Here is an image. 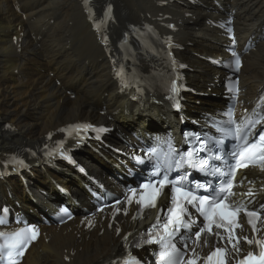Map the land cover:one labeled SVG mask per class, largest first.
I'll return each mask as SVG.
<instances>
[{"label":"bare ground","instance_id":"1","mask_svg":"<svg viewBox=\"0 0 264 264\" xmlns=\"http://www.w3.org/2000/svg\"><path fill=\"white\" fill-rule=\"evenodd\" d=\"M44 1L46 0H26L24 3L25 5L20 7V9L23 12H28L29 16L37 13V18L40 23L46 27L49 22H47L45 18L53 14V10L56 9L58 5V0H47L46 3ZM113 1L116 3V22L111 29H113L112 39L115 43L118 42L122 31L129 30L132 22H135V24L153 23L165 30L163 24L174 21L179 27V30L175 33L178 41L184 46L189 42H195L194 47L187 46L185 50L178 52L181 58H188L191 66L195 67L194 72L188 73L189 76L195 78L197 75L205 74V68L201 67L198 59L193 54L190 55L188 50L193 49L198 52L201 51L202 53L204 50L209 49V47L205 49L203 43L199 41V32L202 30H212L207 29V26L200 20V16L206 12L205 10L196 7H185L176 3L166 8L159 9L157 6L158 0ZM220 1L222 5L227 4L237 8L238 12L236 14L237 20L235 21V29L239 38L245 39L255 24L251 22V20L257 8L260 7V5H258L260 0ZM37 2L40 3L39 8H37ZM15 5L16 2L12 4V8H14ZM209 6H211L210 3ZM41 7L44 9H41ZM12 8L8 0H0V72H2L0 78L4 77L5 73L14 66L15 68L18 67V69H21L25 64H29L28 62L24 63L21 62L22 60H19L22 59V55L19 58L18 53L14 50L15 47L10 42V32L7 34L8 31L15 34H19L23 31V36L28 34V30H26L28 22L20 19V15L16 10L13 11ZM187 11L194 12L196 15L195 18H186L185 14ZM166 15H171L172 19L168 20L164 18ZM69 19L72 21L70 25L72 30H67V32L70 36L74 37L75 42L78 44V47L77 44L74 46L71 45V50L74 49L72 56L68 53H64V49H61L63 43H59L60 41L57 42V40L61 38V35H55V38L51 40L50 44L48 40H45L44 44L46 49L49 47L52 48V45L56 43L59 45L55 48L56 51L51 63H56V68H60L66 61L71 62L69 63V65H71L69 68L71 71V78L67 81L68 85L84 87L86 90L81 89L80 91L83 92V94H80L71 101L63 99V95L65 94L61 88L47 92L48 95L51 94V97L56 98V102L50 107L48 113L40 118L32 112L31 107H34V104L28 106L24 102L19 101V99L14 100L10 98L6 100L10 94L0 90V155L16 143H34L38 138L44 141L43 135L46 132L54 130L65 122H70L79 118L92 120L99 117L94 111L93 106L99 101L104 102V99H96L93 93L98 88L104 90V88H106L105 85L108 86L114 81L105 68L108 60L105 58L102 45L99 44L97 36L92 30V26L87 20L86 14L81 15L80 8H77V10H74L70 14ZM214 36L216 39H211L210 44L219 38L216 34H214ZM2 56H5L4 60L1 59ZM86 61L95 62L94 64L100 63L98 67L93 68L92 73L89 75L91 79H84L82 77L84 71L81 65ZM25 69H28V67L25 66ZM101 69L104 72L97 73ZM263 74L264 43L260 44L259 49L245 62L242 82L246 87V95L252 94L255 91ZM9 80L7 83H9ZM208 81L212 82L213 80L210 78ZM197 87L202 91H204L205 88H209L208 85L203 84H198ZM113 88L116 90L115 82L113 83ZM114 90L112 89L110 93L111 99L116 96ZM110 98H108V100H110ZM123 100L127 101L126 98L117 96L113 102H122ZM157 109H159L158 106L152 105V111H157ZM148 113L149 111L145 114H137L135 123L132 122L130 125H134V127L138 128V131H145ZM2 114L19 129H4L2 124L5 122L6 118H4ZM24 116L31 118L30 121L23 118ZM39 142L40 141H37L36 143ZM102 228L104 232L100 236L98 235L100 230L99 227L93 231L83 230L78 226V220L72 221L61 227L44 228L38 241L32 244L28 249L21 264H98L103 259H107L119 250V239L115 238L114 231L111 232L105 224Z\"/></svg>","mask_w":264,"mask_h":264},{"label":"snow or ice","instance_id":"2","mask_svg":"<svg viewBox=\"0 0 264 264\" xmlns=\"http://www.w3.org/2000/svg\"><path fill=\"white\" fill-rule=\"evenodd\" d=\"M87 3V0H85ZM111 9H109L110 14ZM170 27H172L170 25ZM231 32V29H228ZM233 43L235 41L233 40ZM235 58V70L239 71L241 66V59L239 55L233 53ZM118 75H120L118 73ZM172 91H178L176 87V82H172ZM176 107H179L177 104ZM229 115H231L229 113ZM230 123H235V121L230 120ZM264 122V117L258 120H246L243 125H237L234 133H225L224 129H220L219 131L225 134H232L236 137L237 140L243 142V148L238 144L236 145L237 151L230 153L229 155L232 157L234 164L231 166V171L229 173L230 176L234 177L236 170L239 168L249 167L250 164L245 161H249L251 163L259 162L264 169V131H261L258 135L255 132L256 125ZM79 128L80 126H76ZM100 131H104L101 129ZM202 146L206 145V140L201 139L199 141ZM153 154H155L156 149L151 150ZM200 151L192 150L186 151L183 154L177 153L179 156L178 159L173 158L171 163H165L163 166L157 164L154 167L153 175L161 177L158 180L152 181L150 183L141 184V189H151V191L147 194L141 195V199L137 200V204L142 207H156V200L161 195L162 189L165 186H171L172 193V201L175 205L173 208H169L170 215L167 217L166 222L163 224V235L159 236V239H156L154 235H152V229L149 230L147 238L142 240V243H158L160 246V250L157 253V259L159 264H198L195 249H192L193 255L185 259V256L181 253V250L176 247L174 243H171V239L176 236V233L181 229L188 230L192 227V223H188L185 221V216L189 215L187 208L183 207L180 201H184L187 205L195 207L197 211L200 212L204 217V226L200 227L198 231L195 232V240L199 241L202 237V234L207 232L209 235H216L219 237V232H214L215 229L223 228L225 232L228 233L227 237H220L224 239L226 243L232 245V249L234 251H239L238 245L240 241V237H234L233 232L236 228H240L241 226L238 223L237 217L240 213V209L236 208L232 204H228L225 201L229 199V196L235 195L232 191L234 185L232 182H229L225 188H221L217 192V196L213 198L211 195H197L195 189L204 188L205 185L200 184L199 182H193V188H185L181 185V182L186 180V176L177 175L174 179H169L168 172L175 168L176 170H180L182 168L192 167L194 169H199L201 172L208 171L210 167L211 161H222L225 159L223 155H215L210 158H201L196 159V153ZM142 162V161H141ZM20 163H23L22 161ZM214 173H219L220 169H213ZM242 183V182H241ZM156 185H159L157 188ZM133 194L136 193V189L131 190ZM227 193V195H224ZM246 195L251 196L252 190L246 193ZM132 197H129V201H131ZM262 210H264V206H262ZM244 214L249 218L248 224L252 226L253 231H258L256 224L253 223L252 218L256 217L260 219V213L252 210L249 211L247 209L244 210ZM159 216L157 217V224H154L152 227L155 229L159 224ZM6 221L3 217H0V225L5 224ZM91 223V222H89ZM24 230H21L23 232ZM119 232V229H117ZM4 234L0 233V237ZM12 240L11 243L7 245V249L9 251V264H16V260L13 259L11 254V249H16V255L22 256L24 253L22 249L27 246L28 237L21 236L19 233H13L10 237ZM31 239H36V232H33ZM127 241V237H125ZM243 240L249 245H259L262 250L260 251L258 256H255L252 252H249L246 257H243L239 264H264V240H252L247 236L243 237ZM207 244V241H204ZM141 243H137L136 247H140ZM187 248V245H184ZM215 257L214 264H227L225 258V249L223 247H217L215 250L208 256V261H213ZM119 264V262H118ZM122 264H139L135 257L129 256L127 259L122 261Z\"/></svg>","mask_w":264,"mask_h":264},{"label":"rangeland","instance_id":"3","mask_svg":"<svg viewBox=\"0 0 264 264\" xmlns=\"http://www.w3.org/2000/svg\"><path fill=\"white\" fill-rule=\"evenodd\" d=\"M60 2V5H65V7H71V6H66V2H68V0H60L59 1ZM11 97H10V95L7 97V99L6 100H8V99H10ZM7 109V108H6ZM20 110H22V109H20ZM23 118H25V117H23ZM26 120H28V121H30L28 118H25Z\"/></svg>","mask_w":264,"mask_h":264}]
</instances>
